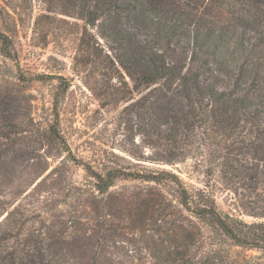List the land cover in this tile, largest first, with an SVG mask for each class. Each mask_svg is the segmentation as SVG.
I'll use <instances>...</instances> for the list:
<instances>
[{
  "label": "trees",
  "instance_id": "obj_1",
  "mask_svg": "<svg viewBox=\"0 0 264 264\" xmlns=\"http://www.w3.org/2000/svg\"><path fill=\"white\" fill-rule=\"evenodd\" d=\"M56 1L83 22L80 47L90 46L96 28L109 46L110 63L130 78L128 123L139 121L145 144L161 155L144 161L173 167L191 158L196 168L206 167L204 188L191 189L166 169L127 171L116 162L95 169L81 163L92 179L85 186L93 192L104 196L118 181H134L145 184L147 195L157 193L145 202H163V226L153 232L157 236H148L158 253L152 249L148 264H214L225 253V241L264 252V0ZM0 46L10 58L11 39L2 30ZM217 177L259 198L248 215L261 221L222 213L217 185H210L220 183ZM90 207L69 217L68 226L84 239L97 234L86 264H102L101 221ZM172 216L177 230H166ZM138 227L145 233L144 220ZM16 234L0 229V264H59L43 247L47 238L12 237ZM129 254L110 264H129Z\"/></svg>",
  "mask_w": 264,
  "mask_h": 264
},
{
  "label": "rangeland",
  "instance_id": "obj_2",
  "mask_svg": "<svg viewBox=\"0 0 264 264\" xmlns=\"http://www.w3.org/2000/svg\"><path fill=\"white\" fill-rule=\"evenodd\" d=\"M68 8L56 0H0V30L13 47L10 58L0 49V229L16 232L12 237L47 238L43 247L59 264H86L97 234L78 237L68 221L90 205L101 221L102 264L124 261L128 251L127 263L148 264L152 249L158 253L148 236H157L153 232L163 226V202H145L157 193L147 195L145 184L134 181L120 180L104 196L93 192L85 186L92 179L81 163L95 169L111 162L127 171L166 169L191 189L204 188L206 167L196 168L191 158L173 167L144 161L161 155L145 144L139 121L128 123L131 80L110 63L109 46L96 28L90 46L80 47L83 22L66 15ZM216 179L220 183L210 185H217L222 213L247 223L261 221L248 215L259 198ZM143 220L145 233L137 230ZM168 222L166 230H177L173 216ZM30 229L36 234H28ZM224 245L214 264H264V252L229 241Z\"/></svg>",
  "mask_w": 264,
  "mask_h": 264
}]
</instances>
